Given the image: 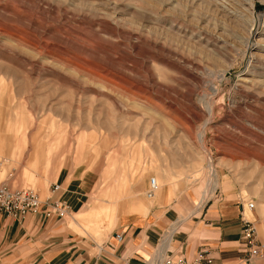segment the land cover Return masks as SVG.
<instances>
[{
  "label": "rangeland",
  "instance_id": "1",
  "mask_svg": "<svg viewBox=\"0 0 264 264\" xmlns=\"http://www.w3.org/2000/svg\"><path fill=\"white\" fill-rule=\"evenodd\" d=\"M0 161L92 251L140 204L222 202L235 169L264 192V0H0Z\"/></svg>",
  "mask_w": 264,
  "mask_h": 264
},
{
  "label": "crops",
  "instance_id": "2",
  "mask_svg": "<svg viewBox=\"0 0 264 264\" xmlns=\"http://www.w3.org/2000/svg\"><path fill=\"white\" fill-rule=\"evenodd\" d=\"M257 184L250 169L241 174L235 169L219 185L222 202L192 209L191 218L179 223L177 208L181 207L177 201L154 207L140 204L139 209L146 213L125 215L112 236L94 251L82 249L65 231L56 230L60 225L54 218L29 215L18 220L0 213V264H147L160 248L166 254L187 258L207 249L215 264H247L241 217L249 219L242 204L246 205L244 195L249 201H263L264 192ZM255 211L248 213L255 217L264 242L261 219ZM183 225L186 233L180 231ZM117 234L123 241L117 240ZM252 264H264V258L253 260Z\"/></svg>",
  "mask_w": 264,
  "mask_h": 264
},
{
  "label": "built area",
  "instance_id": "3",
  "mask_svg": "<svg viewBox=\"0 0 264 264\" xmlns=\"http://www.w3.org/2000/svg\"><path fill=\"white\" fill-rule=\"evenodd\" d=\"M1 182V181H0ZM58 186V185H57ZM53 187V192H57L59 187ZM154 195V191L150 193V197ZM67 204L64 202L40 201L36 192L32 189L12 190L7 186L0 184V213L12 217L14 219H24L29 215L39 216L42 219H50L53 217L64 218L67 214ZM250 209H254V205L250 204ZM243 236L242 241L248 254V262L256 258H264V243L257 237L255 222L246 220L242 217ZM264 226V219L262 221ZM119 242L123 241L121 235H116ZM155 264H213V258L209 255L207 249H200L192 258L183 255L174 256L165 254L164 256L157 254ZM153 259L150 257L147 264H152Z\"/></svg>",
  "mask_w": 264,
  "mask_h": 264
},
{
  "label": "bare ground",
  "instance_id": "4",
  "mask_svg": "<svg viewBox=\"0 0 264 264\" xmlns=\"http://www.w3.org/2000/svg\"><path fill=\"white\" fill-rule=\"evenodd\" d=\"M3 162H1L0 161V173H1V170H2V167H3ZM0 184L3 186V187H8L9 189H12V188H10L9 186H8V184H6V181H4V180H1V178H0ZM57 186V184H54V186ZM57 187H59V189H58V191H57V193L61 190V187L60 186H57ZM12 190H19V189H12ZM34 192H36L35 190H33ZM152 191H154V195L152 196V197H150V193L152 192ZM158 191H159V188L157 187V184H156V181L155 180H152V189L151 190H149L148 192H147V197H148V199H151V200H153L155 197H156V195H157V193H158ZM37 193V192H36ZM56 192H53V190H52V195H55V194H57ZM38 194V193H37ZM39 196V195H38ZM39 198H40V196H39ZM40 201H42V202H46V201H52V202H56V201H54L53 200V197L52 196H49L47 199H45V200H42L41 198H40ZM246 202V205H247V208H248V210L249 211H255L256 210V205H255V203H254V201H249V202H247V201H245ZM250 204H253L254 205V209L253 210H251L250 209ZM67 208H68V206H66ZM242 207L243 208H245V205H243L242 204ZM264 219V218H263ZM263 219L261 220V225H262V221H263ZM18 220H21V219H18ZM249 221H251V220H249ZM253 222H255V221H253ZM263 226V225H262ZM255 227H256V232H257V237H258V239L261 241V242H263L262 240H261V238H260V236H259V233H258V230H257V226H256V222H255ZM264 227V226H263ZM87 228L88 229H91V230H94V228H93V226H91V225H87ZM264 243V242H263ZM157 254H160V255H162V256H164L166 253L164 252V250H162V248H160V251H158L157 253H156V255ZM155 256V255H154ZM153 259V261L151 262L152 264H155V260H156V257H153L152 258Z\"/></svg>",
  "mask_w": 264,
  "mask_h": 264
}]
</instances>
